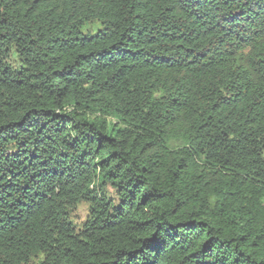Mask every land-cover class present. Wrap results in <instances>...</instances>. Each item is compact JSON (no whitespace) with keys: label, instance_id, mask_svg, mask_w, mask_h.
<instances>
[{"label":"trees","instance_id":"1","mask_svg":"<svg viewBox=\"0 0 264 264\" xmlns=\"http://www.w3.org/2000/svg\"><path fill=\"white\" fill-rule=\"evenodd\" d=\"M263 149L264 0H0V264H264Z\"/></svg>","mask_w":264,"mask_h":264},{"label":"rangeland","instance_id":"2","mask_svg":"<svg viewBox=\"0 0 264 264\" xmlns=\"http://www.w3.org/2000/svg\"><path fill=\"white\" fill-rule=\"evenodd\" d=\"M101 28V24L99 21H93L90 23H85L82 28L81 32L83 34H94ZM262 155L264 157V149L262 151ZM88 204L86 201H80L76 204L74 209L71 211L70 218L76 224L80 225L81 222L85 219L87 214ZM38 258L30 259L28 264H36Z\"/></svg>","mask_w":264,"mask_h":264}]
</instances>
